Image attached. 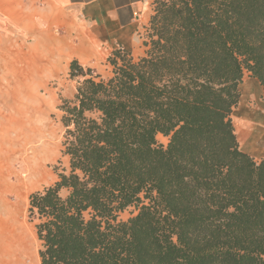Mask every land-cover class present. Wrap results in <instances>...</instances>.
Segmentation results:
<instances>
[{
	"label": "trees",
	"instance_id": "obj_1",
	"mask_svg": "<svg viewBox=\"0 0 264 264\" xmlns=\"http://www.w3.org/2000/svg\"><path fill=\"white\" fill-rule=\"evenodd\" d=\"M142 38L109 78L70 63L69 169L29 197L41 264H264V157L232 118L246 74L264 97V0H154Z\"/></svg>",
	"mask_w": 264,
	"mask_h": 264
},
{
	"label": "rangeland",
	"instance_id": "obj_2",
	"mask_svg": "<svg viewBox=\"0 0 264 264\" xmlns=\"http://www.w3.org/2000/svg\"><path fill=\"white\" fill-rule=\"evenodd\" d=\"M29 41L30 37L18 31L0 41V264H41V244L28 217L29 197L57 181V167L69 169V158L62 153L64 127L59 106L76 94L77 80L69 75L74 59L64 66H47L41 54L29 51ZM51 53L59 62L72 57ZM111 53L92 68L103 78L112 75L107 63ZM242 100L249 110L264 105L263 93ZM244 122L235 120L236 131L246 129ZM248 127L252 129L253 125ZM254 134L260 136L262 132L256 130ZM241 138V149L255 150V160L264 155V150L249 147L243 135ZM158 140L165 144L169 141L163 136ZM134 212L129 209L121 220L129 219ZM11 230L16 231L14 238L10 237Z\"/></svg>",
	"mask_w": 264,
	"mask_h": 264
},
{
	"label": "crops",
	"instance_id": "obj_3",
	"mask_svg": "<svg viewBox=\"0 0 264 264\" xmlns=\"http://www.w3.org/2000/svg\"><path fill=\"white\" fill-rule=\"evenodd\" d=\"M154 0H0V39L14 31L30 37L27 44L33 55L43 56L47 66L59 67L69 59L94 68L109 53L124 48L135 59L143 55V31L152 15ZM22 46L24 44L23 39ZM77 47L78 50H74ZM81 49V50H80ZM69 54L64 62L51 52ZM55 56V57H54ZM27 60V59H25ZM18 62V59L15 60ZM243 87V88H242ZM261 89V93H260ZM242 98L260 97L259 81L246 74L241 85ZM241 98L232 118L242 120L240 110L246 107ZM246 128V127H245ZM237 131L239 141L243 133ZM239 132V133H238ZM241 136V137H239ZM264 133L258 141H247L249 147L264 150ZM245 143V142H244ZM241 144V143H240ZM242 146V145H241ZM258 157L253 149L244 150ZM263 156H259L260 161Z\"/></svg>",
	"mask_w": 264,
	"mask_h": 264
},
{
	"label": "bare ground",
	"instance_id": "obj_4",
	"mask_svg": "<svg viewBox=\"0 0 264 264\" xmlns=\"http://www.w3.org/2000/svg\"><path fill=\"white\" fill-rule=\"evenodd\" d=\"M74 50L77 51L78 48L75 47ZM260 93H261V89H260ZM239 115L241 117H243V121H245L244 123L247 126L246 129H243L241 131L243 133L244 138L247 141H252V140L253 141L255 140V142L258 141V139H260L262 134L260 136H257L254 133H255L256 130L264 133V105L263 104H259L258 107L256 109H254V110H249L248 108L243 107L240 110ZM251 125H253L252 129L248 127V126H251ZM15 234H16L15 230H11L10 231V237L11 238H14ZM12 244H14V243H12Z\"/></svg>",
	"mask_w": 264,
	"mask_h": 264
}]
</instances>
